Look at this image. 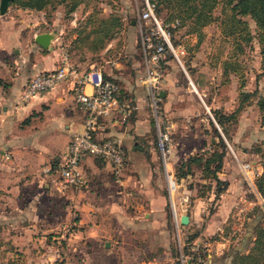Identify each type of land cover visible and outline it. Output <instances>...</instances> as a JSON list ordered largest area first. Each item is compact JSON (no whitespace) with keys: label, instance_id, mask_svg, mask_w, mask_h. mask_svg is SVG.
I'll return each mask as SVG.
<instances>
[{"label":"crops","instance_id":"obj_1","mask_svg":"<svg viewBox=\"0 0 264 264\" xmlns=\"http://www.w3.org/2000/svg\"><path fill=\"white\" fill-rule=\"evenodd\" d=\"M80 7L70 13L75 17L71 16L67 21L63 18L62 5L54 10L15 5L0 14V230L15 236L11 242L15 247L20 245V248H14L15 251L26 252L28 237L36 235L43 237L37 238L39 243L35 246L41 248L37 253H46L29 264H164L167 261L172 264L176 256L171 250L168 201L171 200L175 213V207H183L192 195L193 208L197 211L208 200L220 196L216 217L222 214L228 218L232 211H251L256 205L264 213V205L259 199L262 195L255 182L263 164L259 154L252 151L254 142L264 141V122L256 103L259 95L264 96V68L254 64L255 70L240 68L242 55L230 57L233 53L230 51L223 54L219 69L211 74L208 66L199 67L197 56H193L191 65L196 66L192 69L198 80L195 82L190 75L188 78L194 87L195 83L200 86L199 97L207 110L205 118L212 129V124L215 125L226 143L228 140L212 110L221 108L230 112L242 103L235 129L230 134L236 148L232 150L236 156L249 160L256 174L250 185L239 174L235 163L223 155L217 175L226 182V187L216 195L215 182L211 179L209 191L198 196L205 191L199 187L200 183L190 184L192 172L176 178L173 167L199 150H213L219 138L208 126L200 134L193 132L189 142L184 135L171 137L169 164L175 180L174 204L165 170L158 159L156 134L144 96L142 76L145 66L140 28L131 19L128 29L120 31L124 40L121 46L116 31L98 52L86 46L75 59L72 55L75 50L68 49L62 32L64 26L77 24L79 13L84 18L92 10ZM42 31L55 34L49 48L34 40L35 34ZM64 54L79 71L97 63L94 55L101 56L104 75L115 78L121 88L120 97L131 101L130 113L124 121L114 110L95 131L97 139L111 135L122 137L125 163L120 180L114 178L107 161L89 154L81 160L88 178L86 186L75 187L63 182L55 170L72 132L82 129L85 116L84 109L75 99L71 77L31 98H22L23 87L29 78L56 67ZM226 58L238 61V71L224 69ZM259 59L261 62L262 58ZM169 62L164 57V63ZM184 71L187 74L185 68ZM177 73L171 67L165 68L159 82V91L163 92V95L159 94L163 101L162 114L172 122L171 127L177 123L171 118L173 113H182L172 110L182 101L177 92L181 84ZM203 73L206 74L205 81L200 78ZM241 80L244 81L242 87ZM241 89L256 90L257 94L243 100ZM85 90L90 91L91 85L85 84ZM202 94H210L206 102ZM198 171L200 179L206 181L208 178L202 175V169ZM188 218L190 220L191 215ZM60 236L66 241L55 240ZM45 237L50 239L44 240ZM26 260H20L18 264H26ZM223 264H230L229 259L226 258Z\"/></svg>","mask_w":264,"mask_h":264},{"label":"rangeland","instance_id":"obj_2","mask_svg":"<svg viewBox=\"0 0 264 264\" xmlns=\"http://www.w3.org/2000/svg\"><path fill=\"white\" fill-rule=\"evenodd\" d=\"M145 0H85L83 3L79 4L81 5L80 8L83 9H93L95 8V12L97 10H101L100 13L94 14V16L98 17L102 16L101 14H109L110 12H114L118 14V17L121 20V26L118 29V43L119 46L122 45L123 39L121 37V30H127L128 26L130 24L131 19L136 20V25L140 28L147 31L149 30L151 23L149 21L139 19V14L144 6ZM79 5L73 10L76 11L78 9ZM15 4L10 3L9 8H14ZM222 2H220L215 8H214V14L218 16H223L221 14V8ZM72 11V12H73ZM90 12V11H89ZM88 12V13H89ZM167 10L166 9H161L156 13L157 17L163 21V18L166 17ZM83 14L78 15L77 19V24L73 27H69V25L64 26V31L62 32L64 36V42L68 43L67 47L68 49L75 50L73 52V58L79 57V52H81L83 47H86L87 41H77V42H72L71 40H74V37L72 39V35H77L79 30H87V28H91L89 24H84L86 16L80 17ZM75 17V15H69L70 17ZM65 18V17H63ZM243 19H245L248 22L249 28L251 29V32L255 34L254 32V22L250 19L249 16H243ZM62 19V18H60ZM66 21L68 20L65 19ZM221 18H218V20H214L210 22L209 24H206L202 31H203V37H202V42L199 45L198 48L195 47L194 43L196 40V36L194 34H187L185 33V27H180L174 31V34L172 37H170V41L174 47V49L177 51L178 57L170 50L168 49L167 52L165 53V57H167L168 60H170L169 63H164V60L162 61V72L165 68L171 67L172 69L176 70L178 76V80L181 83L179 90L177 91L178 94H180V100L179 104H175V107H173L172 110L174 111H179L182 113H173L172 119L176 120L177 123L171 127L172 122L169 120L165 119V116L162 114L163 111V101L160 99V96H158V93L155 92L156 94V102L154 107L157 108V111L159 115L162 117V119L165 121L164 123L170 125V135L171 137L174 136H185V140L189 142L191 139H193L191 134L193 132H198L199 134L205 130V126H208L211 128L210 123H208L207 118H205L207 110L204 107L203 102L201 101V98L199 97V93H202L200 90V86L195 83V87L193 84L190 83V80L188 76L190 75L193 80L196 82L198 80V77H196V73L193 71L192 68H196V66L192 67L191 60L193 59V56L196 57V61L198 62L199 67L203 66H208V68L211 71V74H215L217 70L219 69L218 63L219 61L223 59V54H227L228 52L232 51V39H225L222 34V29L223 25L220 24ZM94 24V22H91ZM165 26V25H164ZM59 32V31H57ZM140 38V36H139ZM70 40V41H69ZM178 43L176 44V42ZM184 48V51H181ZM80 49V50H79ZM83 52V51H82ZM84 54V53H82ZM218 58H215V57ZM94 60L97 63H101L104 60L102 59L101 56L99 55H94ZM259 57L262 58V61L259 62ZM240 60V68H245V69H254V65H258L261 68H264V41L259 42L257 37H253L251 39H246V45H245V51L242 53ZM91 59V58H90ZM256 61V63H255ZM207 63V64H206ZM254 64V65H253ZM187 71H184V68ZM256 68V67H255ZM255 70V69H254ZM185 74V75H184ZM206 74L203 73L201 74V79L202 81H205ZM221 78V76H220ZM244 80H246L244 78ZM207 81V80H206ZM160 85V83H159ZM181 88V89H180ZM199 91V93H198ZM210 94H202L203 100H207ZM146 98V104L148 107V112L151 117V122L153 124V131H155L154 128V121H153V114H152V108L150 105V97L149 95L145 94L144 95ZM195 97L197 99H195ZM123 102L129 103L131 101H128L129 99L126 98H121ZM206 102V101H205ZM131 105V104H130ZM211 110V109H210ZM208 114V113H207ZM210 114V112H209ZM211 116V115H209ZM236 124L235 123H229L228 125V143H226V152L225 155L228 157L229 161L232 163H235L237 166L238 170L240 171L239 174L241 173L242 177L243 173L240 168L239 162H243L242 159L240 158L239 155L236 156L234 154V151L232 149H236L233 144V140L231 139V132L234 131ZM213 131V129L211 128ZM156 138V136H155ZM227 138V137H226ZM172 142V139H171ZM156 147V144H155ZM157 150V148H156ZM209 150H199L197 153L203 154L207 153ZM196 154V153H194ZM193 154V155H194ZM157 155L158 159L161 162V158L159 155V152L157 150ZM205 155V154H204ZM172 154L170 153L169 159L171 158ZM238 157V158H237ZM242 159V160H240ZM250 162L249 160H246ZM168 164V163H167ZM182 164V163H181ZM170 167V164H168ZM175 165L173 167V173L174 176L177 178V168ZM193 171L192 176L189 178L191 181L190 184H193V182L200 183V188L201 190H204L205 192L203 193L205 195L206 190L205 186L211 185L210 179H207L206 181H202L200 178V173H199V168L196 165H193ZM192 178V179H191ZM256 180V178H255ZM247 181V180H246ZM249 183V182H248ZM250 185H253L252 182L249 183ZM248 187V185L246 184ZM249 188V187H248ZM210 189V188H208ZM197 193V191H196ZM173 194V201L174 204L176 202V199L174 200V195H176V190H172ZM202 193L198 196H203ZM263 197V196H262ZM260 197V202L261 204L264 205V199ZM176 198V197H175ZM193 196L191 195V199L187 200L184 206H180L179 208L175 207V213L172 209L171 205V200L168 201V205L166 207V210H168V226H169V233H170V238H171V250L174 252V255H178L180 258L182 264H193L190 263L189 260L192 255H195L197 258L194 260V264H199L200 262H206L207 259L211 258L208 254H212V256H218L220 254L226 253L237 241L238 239L244 234L247 223L249 219V211L250 210H242V211H232L230 213V216L228 218H225L222 214L220 216H214L215 212L217 211V206L219 204L218 197H213L211 200H208L206 203H204L203 207H200L197 209V211L194 210L193 208V202H192ZM256 202L257 199H256ZM178 206V204H176ZM247 211V212H246ZM180 213H186L188 216L191 215V218L189 222L185 224H181L179 221V216ZM251 218V217H250ZM212 221V222H211ZM211 222L210 227L207 228V225ZM0 264H7L8 259H14L17 260L18 262L20 260L25 261L26 264H29L34 260L35 257L37 256H43L45 255V251H40L37 253V249L40 248V245H35L39 243L37 240L42 238L41 236H27V242L25 243V247L27 246V251L22 252L21 250L15 251L14 248H20L19 246L14 245V243L11 242L15 238V236H10L7 233H4L3 231L0 230ZM36 238V240H35ZM17 241H19V237H16ZM50 239L45 237L44 240ZM66 241L64 237L60 238L58 237V240ZM32 242V243H31ZM43 242V241H42ZM11 245L13 246L11 248ZM184 247H186L187 251H184ZM35 249V251L33 250ZM41 249V248H40ZM165 260V259H164ZM214 261V258H213ZM166 262V261H165ZM216 262V260H215ZM164 264H168V261ZM215 264V263H213Z\"/></svg>","mask_w":264,"mask_h":264},{"label":"trees","instance_id":"obj_3","mask_svg":"<svg viewBox=\"0 0 264 264\" xmlns=\"http://www.w3.org/2000/svg\"><path fill=\"white\" fill-rule=\"evenodd\" d=\"M85 0H12L10 3L20 6L22 8H29L35 10H54L58 5H62L64 9V17L69 18L70 13ZM155 1V12L161 9H166V17L163 18V25L170 30V37L174 31L180 27H185V33L194 34L196 36L195 47L198 48L203 37V27L214 20L221 18L220 24L223 25L222 34L225 39H232L233 50L230 57L233 55H242L245 51L246 39L257 37L259 42L264 41V0H150ZM222 2L220 8L221 14L218 16L214 14V8ZM93 8L85 18L84 24H89L91 28L87 30H79L76 38L72 40L87 41V48L98 52L105 43L113 37L114 33L118 31L121 26V20L118 14L110 12L109 14H101L96 17L93 13L98 14L101 10L95 12ZM243 16H249L254 22L255 28L253 34L249 28L248 22L243 19ZM174 26L171 24L176 22ZM94 22L95 25H93ZM136 20L134 19V23ZM141 34V33H140ZM178 41L176 42V44ZM141 47V46H140ZM224 69H231L238 71V61L236 59H225ZM107 77V76H106ZM116 80L112 77H107ZM117 81V80H116ZM118 82V81H117ZM243 80L240 81L241 87ZM119 88V97H120ZM257 91L240 90V96L243 100L249 99L250 96L256 95ZM123 98L122 95L120 99ZM257 105L261 112V121L264 122V96L257 97ZM242 103L230 112H225L221 108L213 109V115L217 123L220 125L224 135L228 137L229 123H235L237 120V113L241 108ZM228 123V125H226ZM214 132L218 136L216 147L207 153H197L189 156L182 164L176 166V174L178 177L191 173L192 165H196L202 169V175L214 180V192L218 195L225 187L226 182L220 179L217 171L221 168L222 158L226 152V142L221 136L219 130L212 124ZM252 151L258 153L263 164L262 172L256 178V185L264 198V141L254 142ZM205 154V155H204ZM211 185L205 186L209 190ZM203 194V193H202ZM200 195V194H199ZM250 219L247 223L244 234L238 241L224 254L212 256L206 262L199 264H223L226 258L229 259L230 264H264V213L259 206H254L249 212ZM184 251L187 249L184 247ZM172 264H182L178 255ZM197 257L192 255L189 262L195 263ZM214 258V261H213ZM216 260V262H215ZM17 260L8 259L7 264H18Z\"/></svg>","mask_w":264,"mask_h":264},{"label":"built area","instance_id":"obj_4","mask_svg":"<svg viewBox=\"0 0 264 264\" xmlns=\"http://www.w3.org/2000/svg\"><path fill=\"white\" fill-rule=\"evenodd\" d=\"M139 19L149 21V30L141 32V52L144 60V75L142 82L146 94L150 97V105L153 114L155 128V144L159 152L162 166L168 181L169 192L174 189L175 180L169 164L171 153L170 125L165 124L159 115L156 102V93L159 96V82L162 74V61L165 53L170 49L177 57V51L170 41V30L165 27L155 12V1L145 0L139 14ZM176 22L171 25L174 26ZM184 51V48L181 50ZM71 77L74 80V96L76 101L85 111L83 127L80 131H74L62 152L61 158L55 170L63 182L75 187L88 184V178L83 171L81 160L84 155L101 158L111 166V171L116 180H120L125 163L123 139L119 135L106 136L102 139L95 137V131L100 127L102 120L112 111L116 110L122 121L129 113L131 105L119 100L120 85L116 80L104 75L101 63L91 64L79 71L68 59L67 54L54 68L44 70L32 75L25 83L22 90V98L28 99L36 94L49 90L61 80ZM85 84L91 85V90H85ZM240 168L248 182L253 181L256 174L251 162H239Z\"/></svg>","mask_w":264,"mask_h":264},{"label":"water","instance_id":"obj_5","mask_svg":"<svg viewBox=\"0 0 264 264\" xmlns=\"http://www.w3.org/2000/svg\"><path fill=\"white\" fill-rule=\"evenodd\" d=\"M11 1L12 0H0V14H3L7 11ZM132 22H134V20H132ZM54 35H55L54 32L42 31L35 34L34 40L42 47L49 48L51 45V39L54 37ZM159 94L163 95L162 90L159 91ZM188 220H189L188 215L185 213L181 214L179 217V221L181 224L187 223Z\"/></svg>","mask_w":264,"mask_h":264},{"label":"bare ground","instance_id":"obj_6","mask_svg":"<svg viewBox=\"0 0 264 264\" xmlns=\"http://www.w3.org/2000/svg\"><path fill=\"white\" fill-rule=\"evenodd\" d=\"M167 166H168V164H167Z\"/></svg>","mask_w":264,"mask_h":264}]
</instances>
